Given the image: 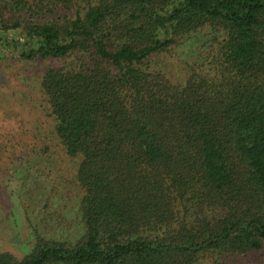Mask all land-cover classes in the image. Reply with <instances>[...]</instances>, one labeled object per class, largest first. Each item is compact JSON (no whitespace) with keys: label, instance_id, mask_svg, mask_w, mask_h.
I'll use <instances>...</instances> for the list:
<instances>
[{"label":"trees","instance_id":"obj_1","mask_svg":"<svg viewBox=\"0 0 264 264\" xmlns=\"http://www.w3.org/2000/svg\"><path fill=\"white\" fill-rule=\"evenodd\" d=\"M7 49L55 63L37 85L78 223L0 264L264 256V0H0Z\"/></svg>","mask_w":264,"mask_h":264},{"label":"rangeland","instance_id":"obj_2","mask_svg":"<svg viewBox=\"0 0 264 264\" xmlns=\"http://www.w3.org/2000/svg\"><path fill=\"white\" fill-rule=\"evenodd\" d=\"M11 52L5 50L0 61V252L19 257L34 232L60 239L76 235L78 190L70 178L77 159H58L52 118L37 85V74L55 63L17 62ZM177 59L167 58L171 73L179 70L171 69ZM237 262L264 264V256Z\"/></svg>","mask_w":264,"mask_h":264}]
</instances>
